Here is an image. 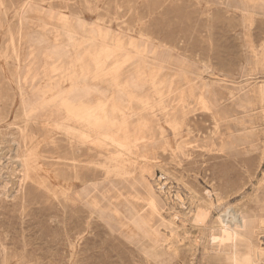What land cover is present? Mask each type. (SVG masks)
I'll return each mask as SVG.
<instances>
[{
	"label": "rangeland",
	"instance_id": "374dc122",
	"mask_svg": "<svg viewBox=\"0 0 264 264\" xmlns=\"http://www.w3.org/2000/svg\"><path fill=\"white\" fill-rule=\"evenodd\" d=\"M145 34L147 37L144 36ZM118 40L123 43L126 51L130 54H135L136 50L133 48L135 46L143 55L142 59L145 62L139 68L136 65L125 66L122 70L123 79L130 76L138 77L140 88L145 95H151L150 84L153 83V76L157 77L156 81L165 89L172 85L176 92L167 99V103H170L169 109L171 110L172 107L186 108L185 110L188 112L186 118L192 121L181 125L183 130H180V137L183 135L184 137L178 138V141L181 142V149L175 152L172 150L176 148L175 138H173L174 130L169 123L161 120L160 123L162 126L164 125L163 128L166 132H164L166 139L161 140L163 145L158 150L160 154L157 155V161L149 160L145 163L140 158L138 162L143 165L137 163L134 168L129 167L135 175L133 176L134 181L130 179L129 182H125L127 185L123 183L124 177L116 172L113 162L109 161L110 154L103 153L104 158L99 157L101 161L98 158L96 164L88 162L86 166H88L89 172L85 175V184L74 190L72 193L74 201H70L66 180H64L65 167L68 163L64 156L65 129L63 120L61 121L65 117L64 112L61 110L57 112V104L50 103L45 110L34 116L37 117V120L33 118L31 120L25 114V101L30 103L35 99L34 95L38 93V90L54 88L63 77H67L70 73L75 71L77 74L79 71V74L83 64L91 70L90 85L99 86V88L110 87L113 84L114 71H116L114 70L115 58L101 57L103 61L99 65H95L94 53L99 52L102 47L113 49L117 46L116 41ZM129 40L130 44H128ZM147 43L149 44L147 45ZM40 46L42 47L40 48ZM56 49L61 50V60L52 57ZM36 53L38 54L36 55ZM158 54V57H164L168 64H164L166 68L163 70H157L154 65V58ZM173 58L176 59V62ZM139 60L141 59L139 58ZM66 63L67 65H65ZM99 66L104 71L97 74L96 71L101 70ZM188 72L190 73L188 74ZM31 75L33 76L31 77ZM29 79L32 80L29 81ZM92 79L93 81H91ZM66 83L61 82L63 88L69 85ZM202 85L203 91L207 93L205 94V103L199 98ZM263 89L264 0H0V203L2 204H0V264H227V261L224 260L230 256L233 246L240 244L241 241L234 236L235 232L233 231H241L238 227L239 216H244L248 220L250 228L255 232L254 239L256 241L254 240V243H257L256 246L263 247L260 248L262 251L253 257V264H264V203H262L264 202V97L261 96ZM51 94L49 93L47 98H50ZM200 104L202 106H199ZM207 107L212 108L210 111H206ZM217 109L219 112L227 113L229 119L225 123L222 120L217 123L213 118V113ZM261 111H263L262 114ZM203 116H207V118L204 119ZM258 122L261 124L259 125ZM225 124L227 126H224ZM199 125H202L203 128ZM19 129L21 130L19 131ZM156 133L158 138L160 131L157 128ZM215 133H219V135ZM230 134L232 135L230 136ZM234 136H238V138ZM240 137L242 140L239 139ZM32 139L34 140L32 141ZM29 140L31 141L29 142ZM166 140H169L172 146ZM250 140L251 143H249ZM227 141L229 142L227 143ZM224 142L226 144H223ZM235 145L236 148H234ZM222 147L223 149H220ZM23 148H25V152ZM32 148L33 151H31ZM105 149L108 148L103 147L102 150H99ZM20 150L23 151L20 152ZM18 152L20 153L18 154ZM152 156L149 155L151 159ZM189 157L190 159H188ZM171 159L173 161H170ZM193 160L194 162H192ZM24 161L29 162L28 170ZM154 165L156 167L159 165V168L157 169ZM91 170H96L97 176H92ZM147 172L149 175L146 174ZM27 175L29 178L33 177V181L31 178V181L26 178ZM181 176L182 178H179ZM59 178H62V181ZM165 179L166 181H164ZM140 180L144 183L143 186ZM157 186H161L158 188L159 191ZM60 190L67 196L60 194ZM153 191L155 192L153 193ZM79 194L83 197L82 201L77 199ZM153 194L158 203L155 210L149 203L151 201L149 195ZM99 195L105 203L101 201ZM16 197L18 198L16 199ZM173 197H177V200ZM121 203L125 205L123 204V206ZM209 205L212 207L210 208ZM69 206L73 208L69 209ZM201 212L205 213L206 217L202 218V222H198L196 215ZM152 213L153 216H151ZM189 215L190 217H188ZM252 216L254 217L251 218ZM154 220L156 221L154 222ZM213 220L215 222H212ZM226 220L228 223L225 222ZM124 224H127V227ZM224 224L228 225L225 230L229 229L230 240L226 237L224 239L219 231ZM260 228L261 232L259 233ZM260 241L262 243H259ZM240 245H238L239 250L247 252V244ZM162 246L163 248L160 249ZM78 247H80L79 250H77ZM74 255L76 257H73ZM151 260L154 262L152 263Z\"/></svg>",
	"mask_w": 264,
	"mask_h": 264
},
{
	"label": "bare ground",
	"instance_id": "6f19581e",
	"mask_svg": "<svg viewBox=\"0 0 264 264\" xmlns=\"http://www.w3.org/2000/svg\"><path fill=\"white\" fill-rule=\"evenodd\" d=\"M228 1V0H227ZM242 1V0H241ZM247 2V1H246ZM228 3V2H226ZM245 4V3H244ZM243 4V5H244ZM227 5V4H226ZM246 5V4H245ZM249 6H252V5H249ZM256 6V5H255ZM252 9V8H251ZM235 10V9H234ZM233 10V11H234ZM236 12V11H235ZM241 12V11H240ZM249 12V11H248ZM253 12H254V9H253ZM239 13V12H238ZM249 14V13H248ZM254 14V13H253ZM244 16V15H243ZM250 17V16H248ZM76 21V20H75ZM104 31V29H102ZM106 32V31H105ZM102 33V32H101ZM10 34V33H9ZM98 34V33H97ZM104 34V33H103ZM120 34V33H119ZM11 35V34H10ZM39 35V34H38ZM12 36V35H11ZM60 36V35H59ZM146 36V34L144 35ZM40 37V36H39ZM142 37V36H141ZM147 37V36H146ZM149 37V36H148ZM110 38V37H109ZM151 38V37H150ZM36 39V38H34ZM45 39V38H44ZM147 39V38H146ZM152 39V38H151ZM61 40V39H60ZM131 40V39H130ZM129 40V43L130 44V41ZM77 41V40H76ZM149 41H151L149 39ZM46 42V41H45ZM59 42V41H58ZM97 42V41H96ZM117 42V46L114 47L113 49L111 48H106V47H102L100 49L99 52H95L94 53V56H95V59H93V61L95 60V65H99L101 61V57H105L106 59L107 58H115V66H114V71L115 72V76L113 78V84L108 87V88H99V86H92L90 85L89 83V74H90V71L88 69V67L86 65H82L81 66V70H80V73L76 74V72L74 71L73 73H70L67 77H63L62 80L60 81V83L58 85H56L54 88H49V89H45V90H38V93H36L34 95L35 99L32 100L30 103H27V101H25V114L27 116V118L31 119H35L37 120V117H34V116H37L38 114H40L43 110L46 109V107L48 106V104H57L58 106V109H57V112H59V110H61V112L63 111L64 112V119H61V121L63 120V127L65 129V151H64V156H66V160H67V164H66V173H65V179L66 180V189L68 191V199L71 201L73 200V197H72V193L74 192V190H76L78 187H81V185H84L85 184V181L84 179H86L85 175L87 174V172H89V169L87 168L88 166L87 163H93V164H96L97 161H98V158L101 157L103 155V153L105 154H110L109 155V161H112L113 162V166L116 170V172L118 173V175H121V177H124L125 182H129L130 179H133V172L131 169H129V167H135L137 165V163H139V159L141 158L142 161H144L145 163H147V161L149 160H155L157 161V155L160 154V152L158 153V150L162 147V141L163 139H166L164 137V128L163 126L161 125V120L165 121L166 123H169L170 126L173 128L174 130V137L175 138V142H176V148L175 149H172L173 151L175 150V152H178L180 151L181 149V142L178 141V138H181V137H184L181 136L180 137V130L182 129V124L183 123H189V121H192V120H189V118L187 119V110H185L186 108H177V107H172L171 110L169 109L170 108V103H167V99L168 98H171L176 90L173 88L172 85L170 86H167V88L165 89L164 87H162L161 84H159L157 81H156V78L155 76H153V83H151V87H150V91H151V95H145L142 93V90L140 88V85H139V78L138 77H134V76H130L126 79H123V73H122V70H124V67L127 66H132V65H136L138 68L139 67H142L144 65V59H142L143 55L141 54V52L135 47L133 46V48L136 50L135 54H130L129 52L126 51L125 47L123 46V43L118 40L116 41ZM146 42V41H145ZM144 42V43H145ZM152 42V41H151ZM149 43H147L148 45ZM31 45V44H30ZM61 45V44H60ZM59 45V46H60ZM99 45V44H98ZM134 45V44H133ZM152 45V44H151ZM154 45V44H153ZM158 45V44H157ZM156 45V46H157ZM32 46V45H31ZM47 46V44H46ZM54 46V45H53ZM58 46V47H59ZM62 46V45H61ZM77 46V45H76ZM138 46V45H137ZM150 46V45H149ZM30 47V46H29ZM34 47V46H33ZM32 47V48H33ZM39 47V46H38ZM42 46H40L41 48ZM52 47V46H51ZM57 47V46H55ZM64 47V46H63ZM152 47V46H151ZM31 48V49H32ZM36 48V46H35ZM49 48V47H48ZM47 48V49H48ZM66 48V47H65ZM142 48H143V45H142ZM155 48V46H154ZM30 49V50H31ZM39 49V48H37ZM62 49V48H61ZM85 49V48H83ZM150 49V48H148ZM163 49V48H162ZM164 49H165V46H164ZM29 50V49H28ZM29 50V51H30ZM76 50V49H75ZM38 51V50H37ZM45 51V50H43ZM48 51V50H47ZM83 51V50H82ZM159 51V49H158ZM163 51V50H162ZM161 51V52H162ZM166 51V50H165ZM170 51V49H169ZM32 52V51H31ZM39 52V51H38ZM75 52V51H74ZM35 53V52H34ZM51 53H52V48H51ZM152 53V51H151ZM159 53V52H158ZM170 53V52H169ZM175 53V52H174ZM32 54V53H31ZM38 53H36L37 55ZM41 54V53H40ZM39 54V55H40ZM45 54V53H44ZM148 54V53H147ZM160 54V53H159ZM159 54L154 58V65L156 67L157 70H163L165 69V63H166V60L164 57H158ZM172 54V53H171ZM170 54V55H171ZM33 55V54H32ZM31 55V57H32ZM49 55V54H48ZM52 57H55L57 58L58 60H61L62 59V54H61V50L60 49H56L53 54ZM82 55V54H81ZM85 55V54H84ZM83 55V56H84ZM149 55V54H148ZM169 55V54H168ZM180 55V54H179ZM50 56V55H49ZM75 56V55H74ZM162 56V55H161ZM172 56V55H171ZM34 57V56H33ZM36 57V56H35ZM65 57V56H64ZM78 57V56H77ZM178 57V56H177ZM82 58V57H81ZM139 58L141 60H139ZM146 58V57H145ZM171 58V57H170ZM30 59V58H29ZM68 59V58H67ZM151 59V58H150ZM172 59V58H171ZM174 59V58H173ZM43 60V59H42ZM51 60V59H50ZM53 60V59H52ZM44 61V60H43ZM42 61V62H43ZM54 61V60H53ZM75 62H77L75 59H74ZM174 61L176 62V59H174ZM182 61V60H181ZM64 62V61H63ZM179 62V61H178ZM34 63V62H33ZM38 63V62H36ZM57 63V62H56ZM71 63V62H70ZM148 63V62H147ZM180 63V62H179ZM172 64V63H171ZM170 64V65H171ZM178 64V63H177ZM182 64V63H180ZM34 65V64H33ZM45 65V64H44ZM48 65V64H47ZM56 65V64H54ZM67 65V63L65 64ZM152 65V64H150ZM166 65H168L166 63ZM176 65V64H175ZM187 65V64H186ZM29 66V65H28ZM46 66V65H45ZM51 66V65H49ZM77 66V65H76ZM112 66V67H113ZM177 66V65H176ZM175 66V67H176ZM208 66V65H207ZM255 66V65H254ZM40 67V66H39ZM38 67V69H39ZM44 67V66H43ZM100 67V66H99ZM98 67V68H99ZM136 67V70H138ZM170 67V66H169ZM185 67V66H184ZM188 67V66H187ZM191 67V66H190ZM189 67V69H190ZM209 67V66H208ZM47 68V66H46ZM178 68V67H177ZM253 68V67H252ZM251 68V69H252ZM30 69V68H29ZM36 69V68H35ZM43 69V68H42ZM48 69V68H47ZM97 69V68H96ZM101 70H97L96 73L97 74H100L102 73L104 70H102V67H100ZM113 69V68H112ZM206 69V68H205ZM250 69V70H251ZM255 69V68H254ZM33 70V69H32ZM30 70V71H32ZM41 70V69H40ZM39 70V71H40ZM109 70V69H108ZM180 70V69H179ZM249 70V71H250ZM27 72L28 73H30ZM45 71L47 72V70L45 69ZM69 71V70H68ZM183 71V70H182ZM248 71V70H247ZM35 72V70H34ZM37 72V71H36ZM106 72V71H105ZM124 72V71H123ZM174 72V71H173ZM184 72V71H183ZM68 73V72H67ZM186 73V71H185ZM190 72H188L189 74ZM193 73V71H192ZM210 73V71H209ZM212 73V72H211ZM216 73V72H215ZM257 73V72H255ZM26 74V75H27ZM33 74V73H32ZM44 74V73H43ZM51 74V73H50ZM133 74V73H132ZM135 74V73H134ZM195 74V73H194ZM206 74V73H205ZM244 74V73H243ZM246 74V73H245ZM249 74V73H248ZM25 75V76H26ZM29 75V74H28ZM40 75V74H39ZM60 75V74H59ZM147 75V74H146ZM210 75V74H209ZM214 75V74H213ZM217 75V74H216ZM223 75V74H221ZM252 75V74H251ZM24 76V77H25ZM33 75H31L32 77ZM58 76V75H57ZM92 76V75H91ZM90 76V77H91ZM186 76V75H185ZM197 76V75H195ZM208 76V75H207ZM211 76V75H210ZM41 77V75H40ZM55 77V76H54ZM228 77V76H227ZM251 77V76H250ZM213 78V77H212ZM229 78V77H228ZM24 79V78H23ZM52 79V77H51ZM50 79V80H51ZM55 79V78H54ZM112 79V78H111ZM197 79V78H196ZM252 79V78H251ZM32 80V79H29V81ZM221 80V78H220ZM244 80V79H243ZM250 80V79H249ZM23 81V80H22ZM28 81V82H29ZM93 81V79L91 80ZM218 81V80H217ZM224 81V80H223ZM228 81V80H227ZM258 81V80H257ZM27 82V81H26ZM62 83H69V85L66 87V88H63L62 87ZM182 82V81H181ZM194 82V81H193ZM231 82V81H230ZM240 82V81H238ZM237 82V83H238ZM66 83V84H67ZM205 83V82H204ZM210 83V82H209ZM223 83V82H222ZM32 84V83H31ZM38 84V83H36ZM148 84V83H147ZM181 84V83H180ZM190 84V83H188ZM198 84V83H197ZM220 84V83H219ZM228 84V83H227ZM51 85V84H50ZM199 85V84H198ZM210 85V84H209ZM208 85V86H209ZM233 85V84H231ZM251 85V84H250ZM254 85V83H253ZM28 86V85H27ZM39 86V84H38ZM66 86V85H65ZM197 86V85H196ZM195 86V87H196ZM261 86V85H259ZM258 86V87H259ZM20 87V86H19ZM29 87V86H28ZM35 87V86H34ZM37 87V86H36ZM249 87V86H248ZM256 87V86H255ZM27 88V87H26ZM210 88V87H209ZM222 88V87H220ZM203 85H202V90H201V93H200V101H202L203 103H205V94H207L205 91H203ZM235 89V88H233ZM239 89V88H238ZM256 89V88H255ZM19 90V88H18ZM28 90V89H27ZM218 90V89H217ZM231 90V89H230ZM251 90V89H250ZM253 90V88H252ZM145 91V90H144ZM229 91V90H228ZM227 91V92H228ZM256 91V90H255ZM22 92V90H21ZM32 92V91H31ZM197 92V91H196ZM226 92V91H225ZM49 93H52L51 97L50 98H47L48 97V94ZM209 93V92H208ZM214 93V92H213ZM237 93V92H235ZM255 93V92H253ZM258 93V92H256ZM255 93V94H256ZM30 94V93H29ZM197 94V93H196ZM195 94V95H196ZM199 94V93H198ZM229 94V93H228ZM227 94V95H228ZM252 94V92H251ZM260 94V93H259ZM258 94V95H259ZM194 95V96H195ZM211 95V94H210ZM234 95V94H233ZM246 95V93H245ZM21 96V95H20ZM199 96V95H198ZM208 96V95H207ZM213 96V95H212ZM215 96V94H214ZM238 96V95H236ZM242 96V95H241ZM261 96L264 97V89L263 91L261 92ZM24 97V96H23ZM226 97V96H225ZM255 97V96H254ZM253 97V98H254ZM21 98V97H20ZM27 98V97H26ZM197 98V97H196ZM212 98V97H211ZM234 98V97H233ZM22 99V98H21ZM195 99V98H194ZM226 99V98H225ZM262 99V98H261ZM26 100V99H25ZM28 100V99H27ZM190 100V99H189ZM238 100V99H236ZM243 100V98H242ZM199 101V100H198ZM214 101V100H213ZM216 101V100H215ZM246 101V100H244ZM188 102V100H187ZM195 102V101H194ZM193 102V103H194ZM201 102V103H202ZM223 102V101H222ZM234 102V101H233ZM255 102V101H254ZM181 103V102H180ZM191 103V104H193ZM197 103V102H196ZM202 103V104H203ZM215 103V102H214ZM232 103V102H231ZM244 103V102H243ZM261 103V102H260ZM176 104V103H174ZM185 104V103H184ZM187 104V103H186ZM216 104V103H215ZM238 104V103H237ZM22 105V103H21ZM172 105V104H171ZM212 105V104H211ZM178 106V105H177ZM183 106V105H182ZM198 106V104H197ZM199 106H202L201 104ZM219 106V105H218ZM217 106V107H218ZM239 106V105H238ZM237 106V107H238ZM23 107V106H22ZM21 107V108H22ZM233 107V105H232ZM242 107V106H241ZM260 107V106H259ZM262 107V106H261ZM50 108V107H49ZM60 108V109H59ZM202 108V107H201ZM204 108V107H203ZM212 108V107H210ZM210 108H206L205 110L206 111H210ZM215 108V106H214ZM224 108V107H223ZM244 108V107H242ZM257 108V107H256ZM53 109V108H52ZM221 109V108H220ZM231 109V108H230ZM229 109V110H230ZM241 109V108H240ZM239 109V110H240ZM246 109V108H245ZM258 109V108H257ZM262 109V108H261ZM260 109V110H261ZM195 110H197L195 108ZM259 110V111H260ZM190 111V110H189ZM204 111V110H203ZM214 111V110H212ZM250 111V110H249ZM23 112V111H21ZM47 112V111H46ZM45 112V113H46ZM54 112V111H53ZM263 111H261V114H262ZM49 113V112H48ZM194 113V112H193ZM200 113V111H199ZM253 113V112H252ZM264 113V112H263ZM196 114V113H195ZM212 114V113H211ZM209 114V115H211ZM24 115V114H23ZM46 115V114H45ZM50 116V113L48 114ZM180 115H182V117H180ZM192 115V113H191ZM230 115V114H229ZM245 115V114H244ZM242 115V116H244ZM40 116V115H39ZM47 116V115H46ZM48 116V117H49ZM196 116V115H195ZM235 116V115H234ZM63 117V116H62ZM204 119L207 118V116H203ZM241 117V116H240ZM261 117V116H260ZM47 118V117H46ZM53 118V117H52ZM194 118V117H193ZM213 118L216 119L217 123H219L218 121L222 120L224 121V123L227 121V119H229V117L227 116V113H225V111H222V112H219L218 109L216 110L215 113H213ZM231 118V117H230ZM235 118V117H234ZM237 118V117H236ZM246 118V117H245ZM258 118V116H257ZM264 118V116H263ZM262 118V119H263ZM31 119V120H33ZM55 119H58V118H55ZM211 119V118H210ZM252 119V118H251ZM260 119V118H258ZM194 120V119H193ZM254 120V119H253ZM257 120V119H256ZM261 120V119H260ZM27 121V120H26ZM43 121V120H42ZM45 121V120H44ZM54 121V120H53ZM213 121V120H212ZM215 121V120H214ZM230 121V120H229ZM228 121V122H229ZM259 121V120H258ZM51 122V121H50ZM56 122V121H55ZM262 122V121H261ZM26 123V122H25ZM28 123V122H27ZM31 123V122H30ZM212 123V122H211ZM215 122H213L214 124ZM215 123V124H217ZM223 123V122H222ZM251 123V121H250ZM253 123V122H252ZM259 125L261 124L260 122H258ZM50 124V123H48ZM165 124V123H164ZM168 124V127H170ZM233 124V123H231ZM237 124V123H236ZM240 124V123H239ZM242 124V123H241ZM240 124V125H241ZM256 124V122H255ZM30 125V124H29ZM35 125V124H34ZM33 125V126H34ZM38 125V123H37ZM42 125V123H41ZM167 126V124H165ZM185 125V124H184ZM218 125V124H217ZM40 126V125H38ZM43 126V125H42ZM202 127V125H199ZM222 126V125H220ZM224 126H227L226 124ZM251 126V125H250ZM24 127V126H23ZM57 127V126H56ZM235 127V126H234ZM242 127V126H241ZM261 127V126H260ZM25 128V127H24ZM31 128V127H30ZM53 128V127H51ZM156 128L157 130L160 131V134H159V137L157 138V133H156ZM171 128V130H172ZM184 128V127H183ZM216 129V127H214ZM220 128V127H219ZM226 128V127H225ZM249 128V127H247ZM259 128V127H258ZM257 128V129H258ZM32 129V128H31ZM56 129V128H55ZM59 129V128H58ZM185 129V128H184ZM188 129V128H187ZM236 129V128H235ZM21 129H19L20 131ZM27 130V129H26ZM183 130V129H182ZM219 130V129H218ZM217 130V131H218ZM223 130V129H222ZM237 130V129H236ZM235 131V130H234ZM251 131V130H250ZM169 132V130H168ZM209 132V131H207ZM242 132V131H241ZM244 132V131H243ZM23 133V132H22ZM29 133V131H28ZM27 133V134H28ZM166 133V132H165ZM186 133V132H185ZM212 133V132H210ZM209 133V134H210ZM237 133V132H236ZM260 133V132H259ZM25 134V133H24ZM23 134V135H24ZM215 134H218L219 133H215ZM255 134V132H254ZM257 134V133H256ZM29 135V134H28ZM27 135V137H28ZM31 135V134H30ZM173 135V134H172ZM199 135V134H198ZM212 135V134H211ZM232 134H230L231 136ZM235 135V134H234ZM193 136V135H192ZM201 136V134H200ZM229 136V137H230ZM255 136V135H254ZM17 137V136H16ZM170 137V136H169ZM190 137V136H189ZM205 137V136H204ZM209 137V136H208ZM212 137V136H211ZM217 137V136H216ZM215 137V138H216ZM219 137V136H218ZM235 137V136H234ZM238 138V136H236ZM235 137V138H236ZM14 138V137H13ZM33 138L34 135H33ZM226 138V137H225ZM248 138V137H246ZM256 138V137H255ZM254 138V139H255ZM29 139V138H28ZM31 139V138H30ZM198 139V138H197ZM203 139V138H202ZM207 139V138H206ZM210 139V138H209ZM221 139V138H220ZM229 139V138H228ZM240 140L241 137L239 138ZM253 139V138H252ZM16 140V139H15ZM26 140V139H25ZM34 139H32L33 141ZM170 140V139H169ZM169 140H166L167 143H169L171 145V143L169 142ZM189 140V139H188ZM222 140V139H221ZM236 140V139H235ZM239 140V141H240ZM257 140V139H256ZM261 140V139H260ZM23 141V139H22ZM31 140H29L30 142ZM45 141V140H44ZM192 141V140H191ZM259 141V140H258ZM18 142V141H17ZM26 142V141H25ZM24 142V143H25ZM165 142V140H164ZM172 142V141H171ZM193 142V141H192ZM220 142V141H219ZM229 141H227L228 143ZM234 142V141H233ZM236 142V141H235ZM238 142V140H237ZM236 142V143H237ZM241 142V141H240ZM243 142V141H242ZM253 142V141H252ZM16 143V142H15ZM174 143V142H173ZM196 143V142H195ZM207 143V142H206ZM212 143V142H211ZM231 143V142H230ZM251 143V140L250 142ZM256 143V142H255ZM17 144V143H16ZM20 144V143H19ZM27 144V143H26ZM34 144V143H33ZM46 144V143H45ZM188 144V143H187ZM223 144H226L225 142ZM222 144V145H223ZM23 145V144H22ZM21 145V146H22ZM29 145V144H28ZM41 145V144H40ZM175 145V143H174ZM221 145V143H220ZM258 146V144H256ZM254 145V146H256ZM46 146V145H45ZM102 146V147H101ZM167 146V144H166ZM172 146V145H171ZM232 146V145H230ZM243 146V145H242ZM246 146V145H245ZM19 147V146H18ZM103 147H107L108 149H105L103 151H101L103 149ZM187 147V146H186ZM199 147V146H198ZM201 147V146H200ZM249 147V146H247ZM21 148V147H20ZM27 148V147H25ZM25 148H23L24 152H25ZM166 148V147H165ZM215 148V147H214ZM225 148V147H224ZM233 148V147H232ZM231 148V149H232ZM236 148V145L235 147ZM251 148V147H250ZM257 148V147H255ZM101 149V150H99ZM193 149V148H192ZM203 149V148H202ZM201 149V150H202ZM210 149V148H209ZM220 149H223L220 148ZM228 149V147H227ZM253 149V148H252ZM23 150H20L23 151ZM27 150V149H26ZM164 150V149H163ZM171 150V151H172ZM189 150V149H188ZM198 150V149H197ZM207 150V149H206ZM213 150V149H212ZM216 150V149H215ZM226 150V148H225ZM224 150V151H225ZM238 150V149H237ZM241 150V149H239ZM243 150V149H242ZM254 150V149H253ZM18 151V150H16ZM33 151V148L32 150ZM43 151V150H42ZM162 151V150H161ZM192 151V150H191ZM218 151H219V148H218ZM246 151H249V150H246ZM18 152V154L20 153ZM36 152V151H35ZM41 152V150H40ZM63 152V151H62ZM167 152V151H166ZM197 152V151H195ZM200 152V151H199ZM209 152V151H208ZM214 152V151H213ZM66 153V154H65ZM163 153V151H162ZM194 153V151H193ZM222 153V152H221ZM233 153V152H232ZM242 153V152H241ZM246 153V152H244ZM165 154V152L163 153ZM167 154V153H166ZM181 154V153H180ZM225 154V153H224ZM17 155V154H16ZM24 156V154H22ZM39 156V154H37ZM45 155V154H44ZM47 155V154H46ZM49 155V154H48ZM149 155H153L152 159L149 157ZM183 155V154H182ZM190 155V154H189ZM223 155V154H222ZM229 155V154H228ZM22 156V157H23ZM108 156V155H107ZM163 156V155H162ZM172 156V155H171ZM178 156V155H177ZM184 156V155H183ZM216 156V155H215ZM19 157V156H18ZM48 157V156H47ZM53 157V156H52ZM57 157V156H56ZM103 157V156H102ZM206 157V156H205ZM20 158V157H19ZM18 158V159H19ZM43 158V157H42ZM58 158V157H57ZM56 158V159H57ZM104 158V157H103ZM185 158V156H184ZM194 158V157H193ZM236 158V157H235ZM238 158V157H237ZM25 159V157H24ZM55 159V160H56ZM102 159V158H101ZM107 159V158H106ZM105 159V160H106ZM160 159V158H159ZM176 159V158H175ZM183 159V158H182ZM190 159V157L188 158ZM203 159V158H202ZM201 159V161H202ZM44 160V159H43ZM58 160V159H57ZM104 161V159H102ZM23 161V160H22ZM46 161V160H45ZM45 161H44V165H45ZM99 161L100 158H99ZM102 161V162H103ZM108 161V160H107ZM170 161H173L172 159ZM188 161V160H187ZM196 161V160H195ZM25 162V161H24ZM41 162V161H39ZM151 162V161H150ZM154 162V161H153ZM160 162V161H159ZM194 162V160L192 161ZM29 162H25V167L26 169L28 170V168L30 167V165L28 164ZM42 163V162H41ZM40 163V164H41ZM162 163V162H161ZM203 163V162H202ZM39 164V165H40ZM64 164V163H63ZM92 164V165H93ZM102 164V163H101ZM105 164V163H104ZM111 164V163H110ZM139 164H142V163H139ZM150 164V163H149ZM168 164V163H167ZM170 164V162H169ZM174 164V163H173ZM178 164V163H177ZM176 164V167L178 166ZM183 164V163H182ZM38 165V164H37ZM89 165V164H88ZM91 165V164H90ZM103 165V164H102ZM106 165V164H105ZM143 165V164H142ZM141 165V166H142ZM202 165V164H201ZM199 165V166H201ZM206 165V164H205ZM95 166V165H94ZM98 166V165H97ZM148 166V165H147ZM155 166V165H154ZM153 166V167H154ZM159 166V165H158ZM156 167L157 169L159 167ZM173 166V165H172ZM21 167V166H20ZM41 167V166H40ZM46 167V166H45ZM64 167V166H62ZM99 167V166H98ZM102 167V166H101ZM107 167V165H106ZM138 167V166H137ZM145 167V166H144ZM152 167V166H151ZM196 167V166H195ZM203 167V166H202ZM64 168V169H65ZM90 168V167H89ZM100 168V167H99ZM138 168H141V167H138ZM155 168V169H156ZM166 168V167H165ZM164 168V169H165ZM205 168V167H204ZM94 169V168H92ZM101 169V168H100ZM136 169V168H135ZM143 169V168H142ZM154 169V170H155ZM161 169V168H160ZM168 169V167H167ZM98 170V169H97ZM114 170V171H115ZM144 170V169H143ZM184 170V169H182ZM22 171V170H21ZM101 171V170H100ZM110 171V170H109ZM139 171V170H137ZM30 172V171H29ZM103 172V171H102ZM155 172V171H154ZM153 172V173H154ZM172 172V171H171ZM183 172V171H182ZM19 173V172H18ZM90 173L92 174V176H97L96 174V170H91ZM151 173V172H150ZM162 174V172H160ZM174 173V172H173ZM196 173V172H195ZM23 174V173H22ZM25 174V173H24ZM103 174V173H102ZM105 174V173H104ZM146 174L149 175V173L147 172ZM167 174V173H166ZM165 174V175H166ZM208 174V173H207ZM21 175V174H20ZM107 175V174H106ZM105 175V176H106ZM109 175V173H108ZM107 175V176H108ZM154 175V174H153ZM164 175V174H162ZM161 175V176H162ZM23 176V175H22ZM42 176V175H41ZM40 176V177H41ZM62 176V175H61ZM104 176V177H105ZM167 176V175H166ZM172 176V175H171ZM178 176V175H177ZM183 176V175H182ZM179 177V178H182ZM187 176V175H186ZM117 177V176H116ZM144 177V176H143ZM149 177V176H148ZM163 177V176H162ZM161 177V178H162ZM170 177V176H168ZM199 177V176H198ZM26 178H29V176L27 175ZM31 180L33 181V177H30ZM29 178V180H30ZM45 178V177H44ZM58 178V177H57ZM64 178V177H63ZM106 178V177H105ZM118 178V177H117ZM152 178V177H151ZM150 178V179H151ZM165 178V177H164ZM22 179V178H21ZM37 179V178H36ZM41 179V178H40ZM43 179V178H42ZM60 179V178H59ZM62 179V178H61ZM60 179V180H61ZM142 179V178H141ZM176 179V178H175ZM187 179V178H186ZM30 180V181H31ZM105 180V179H104ZM107 180H108V177H107ZM115 180V179H114ZM123 180V179H122ZM137 180V179H136ZM144 180H145V177H144ZM143 180V181H144ZM149 180V179H148ZM147 180V181H148ZM173 180V179H172ZM181 180V179H179ZM195 181V179H193ZM20 181V180H19ZM62 181V180H61ZM106 181V180H105ZM121 181V180H120ZM134 181V179H133ZM166 181V179L164 180ZM176 181V180H175ZM183 181V180H182ZM186 181V180H185ZM42 182V180H41ZM64 182V181H63ZM104 182V181H103ZM115 182V181H114ZM141 182V180H140ZM24 183V182H22ZM39 183V182H38ZM101 183V182H100ZM133 183V182H132ZM135 183L137 184V182L135 181ZM150 183V182H149ZM148 183V184H149ZM171 183V182H170ZM183 183V182H182ZM27 184V183H26ZM44 184V183H43ZM48 184V183H46ZM45 184V185H46ZM59 184V183H58ZM62 184V182H61ZM97 184V183H96ZM95 184V185H96ZM99 184V183H98ZM126 184V183H125ZM144 184L141 182V185ZM146 184V183H145ZM152 184V183H151ZM212 184V183H211ZM209 184V185H211ZM49 185V184H48ZM47 185V186H48ZM55 185V184H54ZM63 185V184H62ZM92 186V184H90ZM102 185V184H101ZM127 185V184H126ZM135 185V184H134ZM147 185V184H146ZM150 185V184H149ZM171 185V184H170ZM192 185V184H191ZM20 186V185H19ZM22 186V185H21ZM51 186V185H50ZM58 186V185H57ZM100 186V185H99ZM98 186V187H99ZM109 186V185H108ZM137 186V185H135ZM140 186V185H139ZM143 186V185H142ZM148 186V185H147ZM151 186V185H150ZM163 186V185H162ZM182 186V185H181ZM187 186V185H186ZM213 186V185H212ZM211 186V187H212ZM52 187V186H51ZM54 187V186H53ZM64 187V185H63ZM112 187V186H111ZM128 187V186H127ZM133 187V185H132ZM161 187V186H160ZM157 186V189L160 188ZM23 188V187H22ZM50 188V187H49ZM58 188V187H57ZM110 188V187H109ZM148 188V187H147ZM156 188V187H155ZM163 188V187H162ZM263 188V186H262ZM1 189V188H0ZM56 189V188H55ZM99 189V188H98ZM97 189V190H98ZM119 189V188H118ZM128 189L131 190V188L128 187ZM144 189H146V187H144ZM25 190V189H24ZM50 190V189H48ZM54 190V189H52ZM93 190V189H92ZM112 190V189H111ZM116 190V189H115ZM149 190V189H148ZM147 190V191H148ZM163 190V189H162ZM167 190V189H166ZM172 190V189H171ZM201 190V189H200ZM260 190V189H259ZM264 190V189H263ZM4 191V190H3ZM78 191V190H77ZM96 191V190H95ZM106 191V189H105ZM110 191V190H109ZM134 191V190H133ZM151 191V190H150ZM159 191V189H158ZM190 191V190H189ZM256 191V190H255ZM58 192V191H57ZM60 194L61 193V190L59 191ZM58 192V194H59ZM66 192V191H65ZM114 192V191H113ZM126 192V191H125ZM131 192V191H130ZM146 192V191H145ZM152 192V191H151ZM155 191H153L154 193ZM157 192V191H156ZM162 192V191H161ZM169 192V191H168ZM167 192V193H168ZM194 192V191H193ZM259 192V191H258ZM264 192V191H263ZM3 193V192H2ZM9 193V192H8ZM97 193V192H96ZM118 193V192H117ZM122 193V192H120ZM149 193V191L147 192ZM170 193V192H169ZM179 193V192H177ZM5 194V193H4ZM19 194V193H18ZM106 194V193H105ZM115 194V193H114ZM134 194V193H133ZM145 194V193H144ZM152 194V193H151ZM208 194V193H207ZM259 194V193H258ZM9 195V194H8ZM21 195V194H20ZM19 195V196H20ZM63 196H65L64 194H62ZM76 195V194H75ZM98 195V194H97ZM96 195V196H97ZM104 195V194H103ZM109 195V194H108ZM117 195V194H116ZM139 195V194H138ZM148 195V194H147ZM161 195V194H160ZM195 195V194H194ZM11 196V195H10ZM18 196V195H17ZM62 196V197H63ZM67 196V195H66ZM102 196V194H101ZM121 196V195H120ZM130 196V195H129ZM151 196V201L149 202L150 203V206H152V208L155 210L156 207H158V203L156 202L157 200L155 199V196L154 194L153 195H149ZM159 196V195H158ZM176 195L174 194V197ZM181 196V195H180ZM192 196V195H190ZM196 196V195H195ZM209 196V195H208ZM218 196V195H216ZM222 196V195H221ZM256 197V195H254ZM89 197V196H88ZM87 197V198H88ZM93 197V196H92ZM100 197V195H99ZM104 197V196H103ZM106 197V196H105ZM112 197V196H111ZM116 197V196H114ZM113 197V198H114ZM133 197V196H131ZM143 197V196H142ZM145 197V196H144ZM165 197V196H164ZM163 197V198H164ZM169 197V196H168ZM171 197V196H170ZM173 197V198H174ZM199 197V196H198ZM3 198V197H2ZM10 198V197H9ZM18 197H16L17 199ZM24 198V197H23ZM64 198V197H63ZM124 198V197H123ZM177 198V197H176ZM174 198V199H176ZM191 198V197H190ZM195 198V197H194ZM210 198V197H209ZM253 198V196H252ZM257 198V197H256ZM264 198V197H263ZM14 199V198H12ZM65 199V198H64ZM77 199L79 201H82L83 200V197L79 194ZM101 199V197H100ZM135 199V198H134ZM148 199V198H147ZM199 199V198H198ZM219 199V198H218ZM76 200V199H75ZM160 200V199H159ZM170 200V198H169ZM173 200V199H172ZM177 200V199H176ZM190 200V199H189ZM202 200V199H201ZM211 200V199H210ZM209 200V201H210ZM254 200V199H253ZM15 201V200H14ZM13 201V202H14ZM74 201V200H73ZM78 201V202H79ZM87 201V199H86ZM91 201V200H90ZM94 201V200H93ZM101 201L104 202V200L101 199ZM111 201V200H110ZM109 201V202H110ZM115 201V200H114ZM185 201V200H184ZM224 201V200H223ZM4 202V201H3ZM22 202V201H21ZM102 202V203H103ZM108 202V203H109ZM116 202V201H115ZM121 202V201H119ZM127 202V201H126ZM145 202V201H144ZM179 202V201H178ZM198 202V201H197ZM200 202V200H199ZM198 202V203H199ZM203 202V201H202ZM213 202V201H212ZM211 202V203H212ZM217 202V201H216ZM219 202V201H218ZM221 202V201H220ZM63 203V202H62ZM81 203V202H80ZM92 203V202H91ZM98 203V202H96ZM105 203V202H104ZM172 203V201H171ZM187 203V202H186ZM191 203V202H190ZM194 203V202H193ZM209 203V204H211ZM233 203V202H232ZM247 203V202H246ZM250 203V202H249ZM248 203V204H249ZM256 203V202H255ZM264 203V202H262ZM1 204V203H0ZM4 204V203H3ZM64 204V203H63ZM83 204V203H82ZM88 204V203H87ZM120 204V203H119ZM118 204V205H119ZM124 204V203H123ZM121 203V205H123ZM128 204H130L128 202ZM166 204V203H165ZM175 204V203H173ZM181 204V203H180ZM214 204V203H213ZM217 204V203H216ZM252 206H253V203H251ZM260 204V202H259ZM2 205V204H1ZM66 205V204H65ZM70 205V204H69ZM91 205V204H90ZM101 205V203H100ZM99 205V206H100ZM115 205V204H114ZM125 205V204H124ZM123 205V206H124ZM169 205V204H168ZM177 205V204H176ZM183 205V204H182ZM199 205L201 206V204L199 203ZM221 205V204H220ZM67 206V205H66ZM89 206V204H88ZM112 206V205H111ZM117 206V205H116ZM187 206V205H186ZM191 206V205H190ZM194 206V205H193ZM196 206V205H195ZM210 208L212 207L211 205H209ZM77 207V206H76ZM92 207V206H91ZM101 207V206H100ZM108 207V205H107ZM114 207V206H113ZM183 207V206H182ZM188 207V206H187ZM198 207V206H197ZM215 207V205H214ZM224 207H225V204H224ZM264 207V206H263ZM73 207L69 206V209H72ZM74 208H75V205H74ZM90 208V207H89ZM97 208V207H95ZM116 208V207H115ZM122 208V207H121ZM139 208V207H138ZM141 208V207H140ZM174 208V207H173ZM244 208V207H242ZM262 208V207H261ZM65 209V207H64ZM80 209V208H79ZM91 209V208H90ZM94 209V208H93ZM101 209V208H100ZM104 209V208H103ZM102 209V210H103ZM118 209V208H117ZM151 209V207H150ZM157 209V208H156ZM164 209V208H163ZM171 209V208H170ZM175 209V208H174ZM173 209V210H174ZM186 209V207H185ZM197 209V208H196ZM207 209V208H206ZM214 209V208H213ZM216 209V208H215ZM241 209V208H240ZM66 210V209H65ZM64 210V212H65ZM83 210V209H82ZM95 210V209H94ZM107 210V209H106ZM116 210V209H115ZM138 210V209H137ZM165 210V209H164ZM194 210V209H192ZM202 210V209H200ZM209 210V209H208ZM212 210V209H211ZM93 211V210H92ZM105 211V210H103ZM113 211V210H112ZM122 211V210H121ZM127 211V210H126ZM135 211V209H134ZM149 211V210H148ZM167 211V209H166ZM171 211V210H170ZM175 211V210H174ZM187 211V210H185ZM214 211V210H213ZM223 211V210H222ZM243 211V209H242ZM97 212L99 213V211L97 210ZM137 212V211H136ZM147 212V211H146ZM173 212V211H172ZM244 212V211H243ZM82 213V212H81ZM102 215H103V212H101ZM140 213V212H139ZM151 213V212H150ZM157 213V211H156ZM160 213V212H159ZM167 213V212H166ZM174 213V212H173ZM178 213V212H177ZM176 213V214H177ZM180 213V212H179ZM190 213V212H189ZM194 213V212H193ZM196 213V212H195ZM215 213V212H214ZM222 213V212H221ZM246 214V212H244ZM249 213V212H248ZM80 214V213H79ZM121 214V213H120ZM191 214V213H190ZM210 214V213H209ZM243 214V213H242ZM254 214V213H253ZM257 215V213H255ZM109 215V214H108ZM122 215V214H121ZM165 215V214H164ZM241 215V214H240ZM249 215V214H248ZM255 215V216H256ZM85 216V215H84ZM91 216V215H90ZM97 216V215H96ZM153 216V213L152 215ZM167 216V215H166ZM173 216V215H172ZM179 216V214H178ZM197 216V221L198 222H202V218L206 217V214L201 212L200 214L196 215ZM195 216V217H196ZM213 216V215H211ZM222 216V215H221ZM89 217V216H88ZM141 217V216H140ZM190 217V215L188 216ZM194 217V216H193ZM254 216H252L251 218H253ZM259 211H258V218H259ZM95 218V217H93ZM149 218H150V215H149ZM160 218V216H159ZM169 218V217H168ZM172 218V217H171ZM223 218V217H222ZM249 218V216H248ZM91 219V218H90ZM101 219V218H100ZM99 219V220H100ZM120 219V218H119ZM152 219V218H151ZM164 219V218H163ZM170 219V218H169ZM182 219V218H181ZM207 219V218H206ZM216 219V218H215ZM237 219V218H236ZM239 219V225L238 227L240 228L241 231L239 232H236L235 230H233L235 233V237H237V239H239L240 241V244H244L246 245L247 244V252H241L239 250V246H241L240 244H233V249L231 251V254L230 256L224 260L225 262L227 261V264H253V257H255V255H257L258 253H260L262 250L261 247H257L256 244L257 243H254V234L255 232L250 228V225L249 223L247 222L248 220H246V218L244 216H239L238 217ZM257 219V217H256ZM165 220V219H164ZM179 220V219H178ZM189 220V219H188ZM220 220V219H219ZM223 220V219H222ZM228 220V218H227ZM227 220L225 222H227ZM258 220V219H257ZM156 220H154L155 222ZM173 221V220H172ZM171 221V222H172ZM85 222V221H84ZM99 222V221H98ZM124 222V221H123ZM133 222H136V221H133ZM160 222V221H159ZM193 222V221H192ZM212 222H215L214 220ZM223 221V223H225ZM229 222V220H228ZM227 222V223H228ZM230 222H231V219H230ZM250 222V221H249ZM153 223V222H152ZM168 223V222H167ZM170 223V222H169ZM168 223V224H169ZM190 223V222H189ZM197 223V222H196ZM211 223V221H210ZM222 223V222H221ZM251 223V222H250ZM260 223V222H259ZM262 223V222H261ZM81 224V223H80ZM86 224V223H85ZM88 224V223H87ZM90 224V223H89ZM119 224V223H118ZM121 224V222H120ZM119 224V225H120ZM163 224V223H161ZM171 224V223H170ZM176 224V223H175ZM217 224V223H216ZM237 224V223H236ZM67 225V224H66ZM125 226L127 224H124ZM134 225H137L134 223ZM158 225V224H157ZM185 225V224H183ZM193 225V224H192ZM210 225V224H209ZM218 225V224H217ZM260 225V224H259ZM85 226V225H84ZM87 226V225H86ZM124 226V227H125ZM155 226V225H154ZM159 226V225H158ZM196 226V225H195ZM205 226V225H204ZM203 226V227H204ZM220 226V225H218ZM228 225L225 226L222 225L220 228L221 230V236L224 238L226 237V239L228 238L229 239V229L228 231L225 230V228H227ZM106 227V226H105ZM118 227V225H117ZM127 227V226H126ZM153 227V226H151ZM156 227V226H155ZM216 227V226H215ZM230 227V226H229ZM259 227V226H258ZM85 228V227H84ZM91 228V227H90ZM108 228V227H107ZM119 228V227H118ZM154 228V227H153ZM159 228V227H158ZM163 228V227H161ZM211 228V227H210ZM218 228V227H217ZM231 228V227H230ZM1 229V228H0ZM120 229V228H119ZM167 229V227H166ZM174 229V228H173ZM182 229V228H181ZM219 229V228H218ZM254 229V228H253ZM176 230V229H175ZM215 230V229H213ZM217 230V229H216ZM263 230V229H262ZM1 231V230H0ZM90 231V230H89ZM112 231V230H111ZM133 231V230H132ZM148 231V230H147ZM156 231V230H155ZM180 231V230H179ZM187 231V230H186ZM211 231V230H210ZM4 232V231H3ZM123 232V231H122ZM130 232V231H129ZM170 232V230H169ZM190 232V231H189ZM261 232V228L259 229V233ZM74 233V232H73ZM88 233V232H87ZM110 233V232H109ZM114 233V232H113ZM172 233V232H171ZM210 233V232H209ZM258 233V234H259ZM264 233V232H263ZM5 234V233H4ZM3 234V235H4ZM79 234V233H78ZM128 233H126L127 235ZM131 234V232H130ZM133 234V233H132ZM135 235H137V233L134 232ZM133 234V235H134ZM165 234V233H164ZM185 234V233H184ZM205 234V233H204ZM232 235V233H230ZM262 234V233H261ZM84 235V234H83ZM117 235V234H116ZM142 235V234H141ZM197 235V234H196ZM208 235V234H207ZM257 235V234H256ZM120 235H118L119 237ZM128 236V235H127ZM184 236V235H183ZM187 236V235H186ZM200 236V235H199ZM233 236V235H232ZM230 236V237H232ZM134 237V236H133ZM136 237V236H135ZM176 237V236H175ZM201 237V236H200ZM204 237L206 238V236L204 235ZM208 237V236H207ZM213 237V236H212ZM263 237V236H262ZM6 238V237H5ZM78 238V237H77ZM90 238V237H89ZM120 238V237H119ZM130 238V237H129ZM132 238V236H131ZM139 238V237H138ZM137 238V239H138ZM202 238V237H201ZM256 238V237H255ZM183 239V238H182ZM213 239V238H212ZM225 239V238H224ZM147 240V239H146ZM161 240V239H160ZM165 240V239H164ZM163 240V241H164ZM181 240V239H180ZM201 240V239H200ZM205 240V239H204ZM217 240V239H216ZM219 240V239H218ZM234 240V239H233ZM71 241V240H70ZM73 241V240H72ZM79 241V240H78ZM123 241V240H121ZM126 241V240H125ZM129 241V239H128ZM141 241V240H140ZM145 241V240H144ZM186 241V240H185ZM190 241V240H189ZM256 241V240H255ZM6 242V241H5ZM181 242V241H180ZM183 242V241H182ZM181 242V243H182ZM206 242V241H205ZM226 242H229V241H226ZM231 242V241H230ZM75 243V242H74ZM148 243V242H147ZM163 243V242H162ZM161 243V244H162ZM233 243V242H232ZM239 243V242H237ZM259 243H262L261 241ZM4 244V243H3ZM7 244V243H6ZM149 244V243H148ZM151 244H153L151 242ZM165 244V243H164ZM230 244V243H229ZM73 245V244H72ZM75 245V244H74ZM127 245V244H126ZM141 245V244H140ZM139 245V246H140ZM218 245V244H217ZM231 245V244H230ZM229 245V247H230ZM151 246V245H150ZM160 246V245H159ZM184 246V245H183ZM182 246V247H183ZM187 246V245H186ZM222 247V244L220 245ZM227 246V245H226ZM243 246V245H242ZM72 247V246H71ZM74 247V246H73ZM130 247V246H129ZM154 247V246H152ZM194 247V246H193ZM198 247V246H197ZM80 247H78L77 250H79ZM163 246L160 248L162 249ZM168 248V247H167ZM179 248V247H178ZM208 248V247H207ZM232 248V247H231ZM261 248V249H260ZM145 249V248H144ZM149 249V248H148ZM157 249V248H155ZM182 249V248H181ZM74 250V249H73ZM71 250V251H73ZM153 250V249H152ZM150 250V251H152ZM159 250V249H158ZM157 250V251H158ZM208 250V249H207ZM227 250V249H226ZM231 250V249H230ZM193 251V250H192ZM229 251V250H228ZM5 252V251H4ZM164 252V250H163ZM166 252V251H165ZM191 252V251H190ZM207 252V251H206ZM213 252V251H212ZM211 252V253H212ZM2 253V252H1ZM150 253V252H149ZM72 254V253H70ZM76 254V253H75ZM156 254V253H155ZM217 254V253H216ZM5 255V253H4ZM73 255V254H72ZM154 255V254H153ZM219 255V254H218ZM220 255H223L222 253H220ZM227 255V253H226ZM208 256V255H207ZM206 256V257H207ZM73 257H76L75 255ZM157 257H159L157 255ZM164 257V256H163ZM147 258V257H146ZM161 258V256H160ZM3 259V258H2ZM153 259V258H152ZM155 259V258H154ZM150 260V259H149ZM161 260V259H160ZM159 260V261H160ZM157 261V260H156ZM223 261V262H224ZM151 262L153 263L154 261L151 260ZM158 262V261H157ZM264 263V262H263ZM226 264V263H225Z\"/></svg>",
	"mask_w": 264,
	"mask_h": 264
}]
</instances>
